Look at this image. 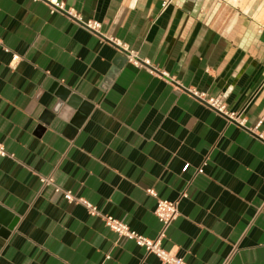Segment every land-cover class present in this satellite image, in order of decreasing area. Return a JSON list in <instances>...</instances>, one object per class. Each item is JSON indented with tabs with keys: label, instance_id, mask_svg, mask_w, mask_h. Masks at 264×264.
<instances>
[{
	"label": "crops",
	"instance_id": "crops-1",
	"mask_svg": "<svg viewBox=\"0 0 264 264\" xmlns=\"http://www.w3.org/2000/svg\"><path fill=\"white\" fill-rule=\"evenodd\" d=\"M57 1L147 65L0 0V264H161L41 177L150 239L177 201L161 245L187 264H264V0Z\"/></svg>",
	"mask_w": 264,
	"mask_h": 264
},
{
	"label": "built area",
	"instance_id": "built-area-1",
	"mask_svg": "<svg viewBox=\"0 0 264 264\" xmlns=\"http://www.w3.org/2000/svg\"><path fill=\"white\" fill-rule=\"evenodd\" d=\"M38 1V0H36ZM43 1L50 13H60L68 18L75 21L80 27L89 31L93 35L99 37L101 41H104L111 45L115 51L123 55L128 63L136 68L145 67L147 65L146 61L139 59L136 54L131 51L126 44H124L119 39L104 36L100 33L101 25L94 20L83 21L79 16L74 13L71 9H66L63 3L57 0H39ZM170 0H165L164 4H167ZM17 59V56H13L12 60ZM152 71V70H151ZM193 95L197 96L203 103H205L211 109H214L220 114H223L228 121L237 124L239 127H244L245 119L243 117L242 111L238 112H227L225 106L220 102L219 97H205L203 94H198L192 92ZM260 125L258 122L249 131L254 133L259 139L264 141V134L258 133L257 129ZM7 156L3 145L0 143V157ZM40 182L42 185L52 186L54 191L61 193L62 197L70 203L81 204L85 207L87 213L91 216H96L101 219L104 226L113 232L117 237L126 238L132 241L136 246L144 249L148 254H152L161 264H187L182 260V258L176 256L172 251H168L162 248V240L165 238L166 231L171 223L177 218V201H169L165 199H157L156 205L153 211L154 216L158 220L160 227L156 235L150 239L144 237L135 231L130 230L124 223H121L117 219L109 215H104L100 213L93 205L83 201L80 198L73 196L69 191H62L58 187L54 186L52 180L47 177H41ZM147 193L151 196H155L152 190H147Z\"/></svg>",
	"mask_w": 264,
	"mask_h": 264
}]
</instances>
